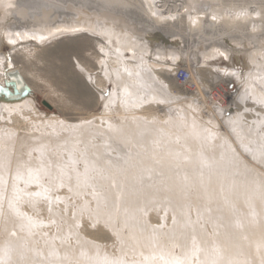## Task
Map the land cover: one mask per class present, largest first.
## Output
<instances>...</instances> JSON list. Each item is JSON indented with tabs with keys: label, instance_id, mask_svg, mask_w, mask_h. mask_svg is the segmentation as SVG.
Instances as JSON below:
<instances>
[{
	"label": "rangeland",
	"instance_id": "rangeland-1",
	"mask_svg": "<svg viewBox=\"0 0 264 264\" xmlns=\"http://www.w3.org/2000/svg\"><path fill=\"white\" fill-rule=\"evenodd\" d=\"M46 1H52L54 4L60 6L66 5L64 2L58 0ZM70 1L71 0H69V2ZM134 1L135 0H131L133 4H139ZM86 2H92L93 4L112 3L110 0H86L85 3ZM167 2L169 6H172L173 4H179L181 1L167 0ZM112 4L116 6L121 5L120 2H113ZM115 10L116 12L121 11L120 9ZM77 13L83 15V17L95 20L96 23L100 25L98 26L95 23L96 27H98L96 29L97 32L94 30V32L90 31L88 28H83L81 30L77 29L70 33L57 35L43 44L37 40L30 39L18 44L14 49L4 41L2 52L10 56L12 52L15 51L13 54V65L23 74L22 77L30 88V93L27 94L36 100L35 104L37 109L41 110L43 115L51 116V118L48 117V119L45 116L41 118L38 116V112L35 113L33 109L29 108L30 112H28V114L20 113L18 115L21 121L15 122V125H25L27 127L26 129L29 128L31 130L30 132L41 133L43 131V133L49 135V131L57 128L59 125L61 126L62 123H75L77 124V136L82 135L85 130H88V132L90 131L88 136L90 138L88 139L86 136L78 137V144L76 145L78 148L71 144H69L68 147V145H62L60 143L59 145L53 144L51 147L48 146V150H44L43 154L45 156H42V159L46 158L43 161H47V164L54 169L55 174L51 176L46 174L40 178L41 184L49 189L45 191L46 193L49 192V195L46 194L44 197L42 196L34 204L26 195L27 192L23 190H25V188H28L27 190L36 188L38 190L39 187L26 186L21 176L13 174L8 176L7 171L5 173L0 172V209H2L3 204L6 205L5 212L7 213L13 212L14 209L11 207L15 208L14 215H19L23 218V222L32 230L30 233L32 234L31 239H26L25 236L22 239L24 242L22 247L23 251L20 247L16 246L17 244L20 245L21 241L18 238L14 223L11 225V228H9L10 231L8 230L7 232V235L14 236L13 241H2L3 235L1 233V263L194 264V262H201L202 264H217V259L222 258V260H224L225 258L221 255L229 252L228 245L242 237H239L235 233L236 231H234L235 229L233 227L235 221H233L232 218L241 219L244 212H248V210L253 212L250 208L251 203L257 201V199H254V196L260 193L256 192L253 196L244 194V201L232 193L219 189L213 192L212 195V193L207 192L206 189L198 185V175L194 174L189 167H183L182 163L179 162L176 163L177 166H179L176 168V164L174 163L167 166L164 165L165 163H160V161L156 160V153L158 152L157 155L163 154L166 146L172 143L180 149L184 148L183 151L185 152L191 151L192 149L184 145L180 139H169L165 134H161L160 136H154V138L152 135H148L136 141L128 140L124 137V140L123 137L117 135L113 128V125L116 123L114 126L121 127L122 125L125 129H129L130 126L134 127V125L140 123L141 120L168 123V120L172 117H181V114L185 112V107L189 108L193 105H195V108L200 106V108H197V113H199V116L201 115L200 117H202V119H207V114H205L208 109L206 102L203 101L201 104L197 97L196 99L187 94L186 96L184 93L196 91L199 85H211L212 87L213 81L211 79V74L214 73L213 75L222 76V73L213 68V64H208L206 67L195 70L191 65L187 64L186 61L183 62L174 59L173 51L175 52L178 50L181 53L186 52L187 49L185 48V44L184 48L181 50L177 48L174 50L176 46L172 44V46L170 44L167 45V43L158 41L156 42L154 56H151L150 61L148 59L147 61L143 60L142 54L140 56L138 53L139 55L137 56L134 55L132 51L129 52L130 50L124 53L126 61L130 64L131 74L133 73L135 77L139 76L137 68L142 61L144 63L143 70L145 76V86L138 84L136 80H131L134 85L131 87V90H133L130 92L124 91L121 86H116V84L107 80L105 66L102 64H104L103 61L105 59L109 60L114 54L119 56L120 51H118L117 45L118 38L121 39L120 41L122 43H126L131 36L130 30L122 28L115 22L104 20L102 17L97 18L95 14H88L86 11L79 12L77 10ZM134 14L135 13L125 14L124 12L125 21L133 24V19L137 17ZM110 28L115 29L118 35H120L116 40L114 39L115 42L113 41V44H109L107 40V33ZM99 31H101V33ZM120 32L123 34L126 33V38H124V35ZM155 36L157 37V35L150 30H147L144 38L154 39ZM200 38L205 39V37L202 36ZM163 46L169 47L168 52H165L167 50L161 49ZM138 48L139 47L135 49V54L140 51H138ZM107 53L108 55H106ZM150 63L157 67H150ZM173 63L175 65H173ZM194 63L195 61H193V64ZM215 63L220 67H225L227 65L225 61ZM245 64V62L240 63L237 61L236 67L238 70L244 71L246 70ZM169 65H173L176 68L187 67L191 69L194 82L186 86L180 84L183 88L182 90V88L178 87L179 83L175 78L176 71L173 73L169 70ZM160 67L165 68V72H163ZM208 68L210 70H208ZM160 72L164 74L161 78H159ZM73 75L75 76L74 78ZM90 75L95 77L94 82L90 84L92 89L89 88V92L79 89V85L76 81L77 76L80 86L86 87L89 86ZM126 76L129 78V73L126 72ZM173 83H177L175 84L176 86ZM0 84L3 85L1 82ZM100 84L105 90L103 96L97 93L94 88L97 86L96 89L99 88L100 90ZM222 84L228 89V93L231 96H237L234 100L228 97V95H224V98H220L217 91L213 89L215 92L214 96L219 100L215 102V105L229 106L228 112L225 111L213 118L219 130V140L227 143L226 146L234 155L236 162H238L234 166L235 168L241 169L244 165L251 176L259 177L264 181V161L260 159V156L257 154L258 151L264 156V98L255 95L253 91L255 85L258 86L257 89L261 90L264 89L263 85L257 80H254V86L253 84L249 86L245 81H239L235 78H224ZM207 91H209V89ZM212 92L209 93L210 96H212ZM84 97L89 99H85ZM42 100L49 102L52 108L48 109L45 107L42 104ZM204 107L206 109H203ZM53 116H55V118H52ZM11 118H14V116L3 111V116L0 120V131H2L4 127L13 126L14 119L10 120ZM124 134L126 135L127 131H124ZM203 140H206V142L208 141L207 137ZM60 147L62 149H60ZM57 148H59L60 151L62 150L64 155ZM45 152L47 155L49 154L48 157ZM143 158H151L153 167H142L140 162ZM53 164L55 166H51ZM62 166H64L65 170ZM173 166L175 169H173ZM65 173L70 176H67ZM82 174H84V176ZM193 175H197L196 178ZM100 176L102 179H100ZM70 179H72L71 182H69ZM238 180L239 182H251L240 174L238 175ZM63 182H65V184ZM74 184L77 185V188L74 187ZM188 184L190 185L188 186ZM241 187L242 185L240 184L236 186L238 190H240ZM152 197L154 198L153 200ZM248 200L250 203H247ZM110 210H113L115 217ZM104 211L106 212L105 214ZM240 211H242L243 214H241ZM28 214L32 218V223H29L28 220L25 219ZM135 215L136 217H134ZM133 217L137 221L133 219ZM114 218H117V221ZM224 219H226V221ZM108 220H110V224ZM131 220L140 226L142 230L148 234L150 233L149 235H153L152 237L158 239V243L153 240H148L147 242L145 240L144 244L147 246L146 249L142 248V245L140 249L130 246L125 236L129 237L128 235L131 234V230H129L131 229L129 224ZM101 226H103V228ZM120 231L121 233H119ZM225 232L228 236L227 244H229L224 246L225 249H223L224 247L221 243L219 244L218 239L219 236ZM89 233L94 235L90 237L91 234ZM60 238L62 241H58ZM243 239L245 240L246 238L242 237V240ZM82 240L83 242L85 240L90 241L91 246L84 247L80 250L75 249V246ZM203 240L207 246L203 244ZM64 245H66V247ZM160 245L162 247H160ZM6 246H11L12 250L9 248L11 251L8 250L9 252H7L5 250V254H3L1 249L6 248ZM92 246L93 249H91ZM257 249H260V246H258L256 250ZM203 252L204 254H202ZM207 253L209 255H207ZM185 258L188 261H186ZM260 258L259 256L257 257V259Z\"/></svg>",
	"mask_w": 264,
	"mask_h": 264
},
{
	"label": "bare ground",
	"instance_id": "bare-ground-1",
	"mask_svg": "<svg viewBox=\"0 0 264 264\" xmlns=\"http://www.w3.org/2000/svg\"><path fill=\"white\" fill-rule=\"evenodd\" d=\"M58 1L64 2L66 5L60 6V5L54 4V2H52V1H51L52 2L51 3V2H48L46 0H0V82L3 84L2 85L3 90L0 93V120L2 119L3 111L6 113L8 112L12 116H14V118L10 119V120L14 119V123L12 124L13 126L4 127L2 129V131H0V172L5 173L7 171L8 176H11L12 174L16 175V176H21L22 180L25 182L26 186L39 187L38 190L36 188L31 189V190H27L28 188H25V190H23V191L27 192L26 195L31 199V202L34 204L42 196L44 197V195H46V194L49 195L48 194L49 192L48 193L45 192L46 190H49V189H47L46 186H43V184H41L40 178L45 176L46 174L48 176L55 174L54 169L47 164V161L46 162L43 161L46 158L42 159V156H45L43 154L44 150H46L48 146L51 147V145H53V144L59 145L60 143L62 145L63 144L68 145V147H69V144L76 146L78 144L77 143L78 142L77 140L79 139L78 137H80V136H82V137L86 136L88 139L90 138V137H88L89 132H90V131L88 132V130H85L82 135L77 136V133H76L77 132V124H75V123H69V122L62 123L61 126L59 125V126H57V128L53 129L52 131H49V135L47 133H43V131L41 133L30 132L31 130L29 128L26 129L27 127L23 124H22L23 126L15 125V122L21 121V119L18 118V115L20 113L28 114V112H30L29 108L33 109V111L35 113L38 112V116L41 118H43L42 116H45L48 119V117L51 118V116L43 115L42 111L37 109V106L35 104L36 100L34 98H31L27 94L30 92L23 90L22 88L16 86V84H14V83H10V82L6 83L7 73L10 71H13V70H18V69L13 65V60H14L13 54L15 51L12 52V54L10 53L11 54L10 56H8L4 52H2V49L4 46V41H6L12 49H14L18 44L23 43L24 41H28L30 39L37 40L38 42L43 44L47 40L52 39L53 37H55L57 35H61L64 33H70L72 31H76L77 29L81 30L83 28H88V29H90V31H93V30L96 31V29L98 28V27H96V25H98V26H100V25L97 24L95 20L89 19L87 17H83V15L77 13V10L79 12L80 11H86V12H88V14H95L97 16V18L102 17V19H104V20L115 22L119 26H121L122 28L129 29L131 32V34H130L131 36H130V38H128V41L126 43H122L120 41L121 39L118 38V44L117 45H118V51H120L119 56L114 54V56L110 57L109 60L105 59L103 61L104 64H102V65L105 66L104 67L105 68V74H106V78L109 82L116 84V86H121L122 90H124V91L130 92L133 90V89L131 90V87L134 86L132 81L136 80L138 84L145 86V76H144V70H143L144 69V63L141 61V64H139V67L138 68L136 67L137 71L140 74L138 73L139 76L135 77L133 75V73L131 74V69H130L131 67H130V64L126 61L124 53L126 51L130 50L129 52L132 51V53L134 55L138 56L140 54V56H141V54H142L143 60L147 61V59H148L150 61L151 56H154V52L156 49V42H158V40H156V38H154V39L153 38H151V39H147V38L145 39L144 38L146 31L150 30L155 35H157L159 37L164 36L165 38L170 40V43L168 42L167 45L172 44L173 46H176V47H174V50L176 48L181 50L182 48H184L183 45L185 44V46H186L185 48L187 49L186 52L181 53L178 50H176L175 52L173 51L174 59H176L177 61H183V62L186 61L187 64L191 65L195 70H199L202 67H206L208 64H213V68H215L217 71H220L222 73V76L213 75L214 73L211 74V79L213 81L212 87H211V85L210 86H202V85L198 86L197 85L198 87L196 88V91L194 90V91L184 93V95L187 94L188 96H193L195 98L197 97L201 104L203 101L206 102V105L208 107V109L206 110V113H205V114H207V119H205V120L202 119V117H200L201 115L199 116V113H197V108H200V106L195 108L194 107L195 105H193L191 107L188 106L189 108L185 107V109H184L185 112L183 114H181L182 115L181 117H178V116H176L177 118L176 117L175 118L170 117L171 119L168 120V123H166V122L162 123L159 121L147 122V121L141 120L140 123L134 125V127L130 126L129 129H127V128L125 129L124 126H122V125H121V127L120 126H114L116 123L113 125V128L115 129V132L117 133L118 136L123 137V139L125 137L128 140H134V141L139 140L141 138H145V136H148V135H152L154 138V136H157V135L160 136L161 134H165L166 137L167 136L169 137V139L170 138L180 139L184 145H186L188 148H191L192 150L189 152H185V151H183L184 148H181L182 149L181 150L176 145H174V143H172V144H169L166 146L163 154L157 155L158 152L156 153V155H155L156 160L160 161V163H165L164 165H167V166L171 165L172 163L176 164V163L180 162V163H182L183 167L184 166L189 167V169H191L192 172H194V174L198 175V176L193 175L195 178L197 176L198 185H200L202 188L206 189L207 192L212 193V195H213V192H215L216 190L219 189V190H224L228 193H232L236 197H240L242 199V201H244V199H243L244 194L247 196H249V195L253 196V194H255L256 192L260 193L259 195L254 196V199H257V201H255L254 203H251L250 208L253 210V212H251L249 210H248V212H244V215L241 217V219L235 218V217L232 218V220L235 221L233 223V227L235 230L234 229L233 230L236 231L235 233L239 237L242 236V237H245L246 239L242 240V237H241L237 241H234L233 243L230 242L231 244L228 243L229 244L228 245L227 244L228 236L226 235V232L221 234L220 236L218 235L219 236V239H218L219 244L221 243V245L223 247L228 245L229 252L226 250L228 253L221 255L225 259L224 260H222V258L217 259L216 263L217 264H264V181H262L259 177H256L253 175L251 176L250 173H248V169H246V167H244V165L241 169L234 167L238 162H236L234 155L232 154V152H230V149L226 146L227 143L221 142L219 140V130L217 129L216 123L213 119L218 114L224 113L225 111L228 112V109H229L228 105H223V106L215 105V102L218 99H216V97L214 96L215 92L213 91V89H215L217 91L220 98H222V97L224 98V95H228V97H231L234 100V99H236V96H237L236 95L235 97H233L228 93L229 92L228 89L224 86V84H222L224 78H229V79L235 78L239 81H245L246 84H248L249 86H251L253 84L254 80H257L261 85H263V88H264V0H225L226 2L224 0H180L181 2L179 4H173L172 6L168 5L167 0H135L136 2L139 3V4L134 3L136 5H134L131 2V0H110L112 3L113 2H120L121 5H118V6H116L110 2L105 3V4H100V3L99 4L98 3L93 4L92 2H88V3L86 2L85 3L86 0H77V1L71 0L70 2H69V0H67V1L58 0ZM115 9H117V10L120 9L121 11L116 12ZM122 11H124L125 14L126 13H135L134 15H136L137 17H135L133 19L134 20L133 24H130L128 21H125V19H124L125 17L123 15L124 12H122ZM85 14H87V13H85ZM131 15H133V14H131ZM89 17H91V16H89ZM95 23H96V25H95ZM99 32L101 33V31H99ZM107 34H108L107 40H108L109 44H113L114 39L116 40V38L118 36H120V35H118V32H116L115 29H111V28ZM121 34H123V33H121ZM125 34H123L124 38H126ZM201 36L205 37V39L200 38ZM178 38L182 41V44L181 43H176V44L173 43L174 40L178 39ZM160 42L166 43L164 41H160ZM137 47L140 48V49L138 48V51L139 50L140 51L135 54V49ZM161 49L167 50L165 52H168L169 47L163 46V47H161ZM106 55H108V53ZM175 61H174V63H175ZM193 61H195L194 64H193ZM220 61H225L227 63V65L225 67H220L219 65H217V63H215V62H220ZM237 61L240 63L245 62L246 63L245 64L246 70H244V71L238 70L236 67ZM174 63H173V65L176 64V63L175 64ZM136 64H137V62H136ZM173 65H171V66L169 65L168 69L174 73V71H176L177 68L174 67ZM133 66H135V65H133ZM149 66L154 67V68L157 67V66L155 67V65H153L151 63L149 64ZM101 68H103V67H101ZM145 69H147V68H145ZM161 69L163 72H165V68H161ZM208 70H210V69L208 68ZM126 72L129 73V78L127 77L128 75L126 76ZM159 74H160L159 78H161L164 75L161 72ZM21 76H23V74H21ZM136 76H137V74H136ZM74 77L75 76L73 75V78ZM95 77L90 75V81L88 84L89 86L82 87L79 84V81H78L79 78L77 76L76 81L79 85V89H82L86 92H89V88L92 89L90 84H91V82L92 83L94 82ZM134 84H135V82H134ZM175 84H177V83H175ZM253 86H254V84H253ZM96 87L97 86L94 87L96 92L100 93V95L103 96V93L105 90L103 89V87H101V84L99 85V87L102 90L101 89L99 90V88L96 89ZM159 87H160V85H159ZM178 87L182 88V86L180 84H178ZM254 88L255 89L253 91L255 92V95L264 98V89H262V90L257 89L258 88L257 85H255ZM137 89H139V88H137ZM208 89H209V91H207ZM70 90H71V88H70ZM182 90H183V88H182ZM76 91H77V89H76ZM140 92H141V90H140ZM171 92H173V91H171ZM210 92H212V96L209 95ZM76 95H78V94H76ZM84 96H85V94H84ZM73 98H74V96H73ZM85 99H89V98L86 97ZM211 99H212V101H211ZM88 104H89V102H88ZM203 109H206V108L204 107ZM179 116H180V114H179ZM52 118H55V116H53ZM224 120H225V118H224ZM96 122H97V120H96ZM113 122H115V121H113ZM133 123H135V122H133ZM106 125H109V124H106ZM128 126H129V124H128ZM124 131H127L126 135L124 134ZM52 132H53V134H52ZM206 137L208 140L207 142H206V140H203ZM149 138H151V137H149ZM163 138H164V136H163ZM114 139H116V138H114ZM167 142H169V141H167ZM165 144H166V142H165ZM57 149H59V148H57ZM60 149H62V148L60 147ZM60 149H59V151H60ZM63 150H64V148H63ZM40 152H42V153H40ZM60 152H62V150ZM72 152H73V150H72ZM56 153L58 154L57 151H56ZM90 153H91V151H90ZM45 154H46V152H45ZM52 154H54V153H52ZM150 154H151V152H150ZM257 154L260 156V159H262L264 161V156H262V154L258 151H257ZM48 155L46 154L47 157H48ZM54 155H56V154H54ZM63 155H64V153H63ZM58 156H59V154H58ZM56 159H58V158H56ZM72 162H73V160H72ZM69 164H70V160H69ZM140 165L142 167H146V168L153 167V163H152L151 158H143L142 161L140 162ZM51 166H55V165L53 164ZM62 167L64 169V166H62ZM170 167H172V166H170ZM177 167H179V166H177V164H176V168ZM249 167H251V166H249ZM173 169H175V167ZM68 171H70V170H68ZM168 172H170V171H168ZM172 172H174V171H172ZM65 174H63V175H65ZM184 174H185V172H184ZM239 174L243 175L245 179H247L251 182L250 183H246L243 181L239 182V180H238ZM66 175L70 176L68 174H66ZM82 175L84 176V174H82ZM85 176H87V175H85ZM101 176H100V179H102ZM71 181H72V179H70L69 182H71ZM172 181H173V179H172ZM177 182H180V181H177ZM253 182H254V184H253ZM63 183L65 184V182H63ZM190 184H188V186ZM239 184L242 185L240 190H238L236 188V186ZM74 185L73 186L75 188H77V185L76 184H74ZM91 186H93V185H91ZM93 192H94V190H93ZM96 192H97V190H96ZM212 195H211V197H212ZM153 199L154 198L152 197V200ZM100 200H101V198H100ZM156 200H158V199H156ZM247 203H250V201L248 200ZM117 205L119 206L118 203H117ZM113 206H110V207H113ZM118 206H116V207H118ZM9 208H10V206H9ZM11 208L15 210V208H13V207H11ZM254 208H255V210H254ZM109 209H111V208H109ZM205 209H208V208H205ZM14 210L12 213L5 212L6 211V205L5 204H3L2 209H0V236L2 233V235H3L2 241H5V240L6 241L7 240L13 241L14 236L7 235V232L9 230V228H11V225L14 223L15 227H16L15 229H16L17 234H18V238L21 241L20 245L17 244L16 246L20 247L23 251L22 247H23L24 242L22 239L24 236L26 239H31L32 234H30V233L32 232V230H30L28 228L27 224L23 222V218H21L19 215H14ZM110 211H112V214H113V210H110ZM92 212H93V210H92ZM105 213L106 212L104 211V214ZM240 213L243 214L242 211H240ZM139 214H138V216H139ZM218 214H220V213H218ZM118 215H119V213H118ZM113 216H114V214H113ZM93 217H94V215H93ZM109 217H110V215H109ZM134 217H136V215ZM134 217H133V219H135ZM11 218H12V220H11ZM96 218H98V217H96ZM25 219L28 220L29 223H32V220H31L32 218L29 216V214ZM114 219L116 220L117 218H114ZM221 219H223V218H221ZM224 220L226 221V219H224ZM108 221L110 224V220H108ZM123 223H125V222H123ZM129 224L131 227V229H129V230H131V234L128 235L129 237H127V236H125V237L127 238V241H128L130 246H133L136 249L137 248L140 249L141 245H142V248L146 249L147 246L144 244L145 240H146V242L148 240H153V241H156V243H158V239H156L155 237H152L153 235L152 236L149 235L150 233L148 234L147 232L142 230V228L140 226H138L135 222H132V220ZM187 224H189V223H187ZM101 227L103 228V226H101ZM124 227H125V225H124ZM102 228H101V230H102ZM119 233H121V231ZM229 233H230V231H229ZM89 234H91V233H89ZM93 235L94 234H91L90 237H92ZM201 235H203V234H201ZM58 241H62L61 238ZM203 244L206 245L205 241ZM183 245H184V243H183ZM64 246L66 247V245H64ZM87 246H91L90 241L85 240L83 242V240H82V241H80L79 244H77L75 246V249L80 250V249L87 247ZM258 246H260V249L256 250V248ZM160 247H162V246L160 245ZM9 248H11V246H6V248L1 249V252L3 254H5V250L7 252H9L8 251V250H10ZM186 248H187V246H186ZM91 249H93V246L91 247ZM218 249H220V248H218ZM223 249H225V247ZM11 250H12V248H11ZM13 250H14V248H13ZM196 251H199V250H196ZM183 253H185V252H183ZM222 253H223V251H222ZM202 254H204V252ZM207 255H209V254L207 253ZM258 256L261 258L257 259ZM78 258H80V257H78ZM187 259H188V257H187ZM187 259H186V261H188ZM198 259H199V257H198ZM196 261H197V259H196ZM0 264H3V263H1V261H0ZM184 264H186V263H184ZM194 264H202V263L201 262H196V263L194 262ZM213 264H215V263H213Z\"/></svg>",
	"mask_w": 264,
	"mask_h": 264
},
{
	"label": "water",
	"instance_id": "water-1",
	"mask_svg": "<svg viewBox=\"0 0 264 264\" xmlns=\"http://www.w3.org/2000/svg\"><path fill=\"white\" fill-rule=\"evenodd\" d=\"M154 38H156V40H158V41H164L166 43H168V42L170 43V40H168L164 36H162V37H159V36L156 37L155 36ZM173 43L174 44H176V43L182 44V41L178 38V39H175ZM8 82L14 83V84H16V86L22 88L23 90L30 92L29 86L26 84L24 78L21 76V74L18 70H13V71H10L7 73L6 83H8ZM2 90H3V86L0 84V93L2 92ZM42 104L45 107H47L48 109L52 108L51 104H49V102H47L46 100H42Z\"/></svg>",
	"mask_w": 264,
	"mask_h": 264
},
{
	"label": "built area",
	"instance_id": "built-area-1",
	"mask_svg": "<svg viewBox=\"0 0 264 264\" xmlns=\"http://www.w3.org/2000/svg\"><path fill=\"white\" fill-rule=\"evenodd\" d=\"M176 81L181 85H189L193 81V73L191 69L187 67H179L176 69Z\"/></svg>",
	"mask_w": 264,
	"mask_h": 264
}]
</instances>
